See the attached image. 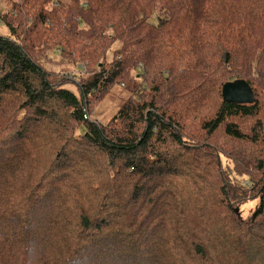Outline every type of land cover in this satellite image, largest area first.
<instances>
[{
    "label": "trees",
    "instance_id": "obj_1",
    "mask_svg": "<svg viewBox=\"0 0 264 264\" xmlns=\"http://www.w3.org/2000/svg\"><path fill=\"white\" fill-rule=\"evenodd\" d=\"M0 27V264H264V0H14Z\"/></svg>",
    "mask_w": 264,
    "mask_h": 264
},
{
    "label": "rangeland",
    "instance_id": "obj_2",
    "mask_svg": "<svg viewBox=\"0 0 264 264\" xmlns=\"http://www.w3.org/2000/svg\"><path fill=\"white\" fill-rule=\"evenodd\" d=\"M14 0H0V10L4 12L7 9V5ZM17 1V0H15ZM6 28L0 27V33L4 34L6 33ZM49 55L46 59L42 61L44 67L49 71H58L60 67L63 68V72L67 73H77L80 74V70L75 69V65L67 59V61H63V63H59L60 59H65L59 55L58 52H49ZM74 66H73V65ZM83 71L82 73H85ZM68 90L75 93L77 96H79V89L75 84H67L65 86ZM129 96V93L127 90H125L122 87H115L113 88L108 94L104 96V98L97 103V106L95 107V112L92 115V119L97 121L99 124L107 125L114 116L117 115L121 107L123 106V103L125 99ZM257 207V203L255 204V207H253V210ZM240 210L243 213L244 219H248L252 213L251 205H246L245 207H241Z\"/></svg>",
    "mask_w": 264,
    "mask_h": 264
},
{
    "label": "water",
    "instance_id": "obj_3",
    "mask_svg": "<svg viewBox=\"0 0 264 264\" xmlns=\"http://www.w3.org/2000/svg\"><path fill=\"white\" fill-rule=\"evenodd\" d=\"M223 99L226 103L240 105H252L256 100L251 86L245 80H236L225 84ZM236 212L239 214L238 208Z\"/></svg>",
    "mask_w": 264,
    "mask_h": 264
}]
</instances>
